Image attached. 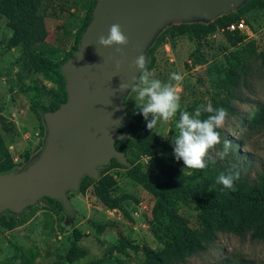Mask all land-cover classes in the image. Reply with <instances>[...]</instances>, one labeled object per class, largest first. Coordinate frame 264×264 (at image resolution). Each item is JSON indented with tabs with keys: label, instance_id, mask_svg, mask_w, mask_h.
I'll return each mask as SVG.
<instances>
[{
	"label": "rangeland",
	"instance_id": "374dc122",
	"mask_svg": "<svg viewBox=\"0 0 264 264\" xmlns=\"http://www.w3.org/2000/svg\"><path fill=\"white\" fill-rule=\"evenodd\" d=\"M65 1H55L56 14L45 19L46 35L34 54L24 47L9 46L12 30L0 14V119H6L14 127L6 133L0 126V132L12 158L18 161L42 139L41 123L33 106L50 107L53 102L52 92L58 89V78L50 66L72 51L78 28L87 19L90 0H78V7L72 6L71 0ZM61 6L64 11L60 10ZM244 20L249 21L245 23L246 39L237 47H231L219 30L201 40L191 33L167 36L156 52L154 72L156 78L165 82L173 72L182 75L181 105L182 110L189 112L211 104L212 97L219 91L217 84L228 71H237L244 78L236 96L245 102H232L242 120L228 116L218 130L221 137L236 144L234 154L240 156L242 163L246 159L247 169L254 173L264 168V129L251 131L248 121L264 105V67L248 52V44L253 42L255 53L264 54V11L257 16L246 15ZM219 98L224 96L220 94ZM127 100L136 105L134 93L129 94ZM178 118L177 115L168 122L158 123L153 133L160 140L171 142L177 132ZM216 150L210 153L211 157L216 158ZM140 163L141 169L155 182L167 179L166 167L155 159L142 157ZM174 165L177 177L191 174ZM108 173L116 179L112 195L132 198L122 203V210L104 207L91 187L83 194H69L76 214L64 221L59 211L31 209L14 219L12 229L0 224V264H142L145 247L162 248L166 240L165 227L156 231L151 215L154 197L132 181L125 169L116 167ZM178 214L190 227L199 225L194 202L179 203ZM74 231L79 234L77 245L86 255L70 260L68 252L76 237ZM225 260L233 264L240 260L264 264V242L218 234L216 242L206 252L189 258L185 264H220Z\"/></svg>",
	"mask_w": 264,
	"mask_h": 264
},
{
	"label": "trees",
	"instance_id": "16d2710c",
	"mask_svg": "<svg viewBox=\"0 0 264 264\" xmlns=\"http://www.w3.org/2000/svg\"><path fill=\"white\" fill-rule=\"evenodd\" d=\"M55 1L0 0V14L12 30L8 41L11 48L24 47L30 54H34L35 50L42 45L46 35L45 19L56 14ZM71 1L72 6L78 7V0ZM96 2L97 0H90L87 19L78 28L79 35L75 47L71 52L66 53L61 61L50 64L51 71L58 78V89L52 92L53 102L50 107L42 104L33 106L42 129V139L38 146L31 152L26 151L22 162L16 163L0 132V174L11 172L15 168L25 167L29 160L39 153L45 134L42 113L57 109L66 100L65 82L60 73V67L73 56L74 51L78 48L81 34L91 20V13ZM60 10L64 11L65 8L61 6ZM262 11H264V0H250L235 13L217 18L213 23L182 24L167 27L147 51V57L150 60L149 69H155L156 52L167 36L191 33L195 39L201 40L219 30L231 47H237L244 42L246 36L240 32H229L226 27L230 23L240 20L249 24L248 20H244L246 15L255 14L257 16ZM65 32L69 33L68 30ZM248 52L254 54L264 67V54L255 53L253 42L248 44ZM240 70L242 71V68ZM243 80L244 78L242 79L237 71H228L216 86L219 91L211 99L213 108L222 106L227 109L228 116L242 120L239 111L232 106V102L234 100L245 102L244 99L236 96ZM220 94L224 96L223 99L219 98ZM127 102L129 103L128 100ZM131 105L132 108L126 113V116L132 119L127 126V133L130 138L117 141L114 144L115 148L126 156L130 164L129 167H124L112 160L108 167L99 169L98 181L85 176L81 181L79 190L69 194H83L91 187L94 196L104 207L109 210H122V203L132 198L128 195L119 197L112 195V190L116 186V179L108 172L116 167L125 169L132 181L139 184L154 197L155 202L151 215L156 222V231L165 227L166 240L163 241L162 248L152 250L145 247L142 264H185L189 258L206 252L216 242L218 234H231L239 238L248 237L251 241L264 242V168L252 173L246 167V159L242 163L240 156L234 154L233 148L236 144H231L230 155L226 159L220 160L217 157H212L215 163L210 162L208 167L203 170L186 169L183 161H178L175 158L172 141L160 140L153 133V130L148 129L147 122L143 115L139 114L137 105ZM207 115L209 114L202 113V118H206ZM10 124L6 119H0V126L6 133L14 128ZM248 128L253 132L264 129V105L248 121ZM119 131L123 132V129L120 128ZM223 137L222 140H225ZM222 148L223 144L219 145V150ZM142 157L155 159L160 166L166 167L167 179L162 183L155 182L150 175L141 169L140 159ZM174 164L191 171V174L184 178L177 177ZM230 170L240 172V179L235 183V190L225 189L216 182L221 172L227 173ZM189 201L194 202L198 210L199 225L194 228L190 227L188 221L178 214V204ZM32 209L59 211L63 216V221L69 217L64 214L59 202L46 198L42 199ZM29 210L23 211L21 214ZM21 214L17 216L2 214L0 215V224L6 229H12L14 219ZM74 234L76 237L68 252L70 260L86 255V252L77 245L79 234L76 231ZM114 248L120 250L118 247ZM220 264L233 263L225 260ZM238 264L252 263L240 260Z\"/></svg>",
	"mask_w": 264,
	"mask_h": 264
},
{
	"label": "water",
	"instance_id": "95a60500",
	"mask_svg": "<svg viewBox=\"0 0 264 264\" xmlns=\"http://www.w3.org/2000/svg\"><path fill=\"white\" fill-rule=\"evenodd\" d=\"M250 0H97L91 20L81 34L73 56L60 67L66 100L53 111L43 112V145L27 165L0 174V215L17 216L42 199L61 204L64 214L76 211L69 193L77 192L83 177L99 179V169L112 160L129 167L115 142L130 138L126 113L130 89L122 82L140 75L133 60L147 51L167 27L213 23L238 11ZM119 23L129 39L121 56L116 47L103 48L107 36ZM117 61H123L117 69ZM123 129L120 132L119 129Z\"/></svg>",
	"mask_w": 264,
	"mask_h": 264
},
{
	"label": "clouds",
	"instance_id": "9594fccd",
	"mask_svg": "<svg viewBox=\"0 0 264 264\" xmlns=\"http://www.w3.org/2000/svg\"><path fill=\"white\" fill-rule=\"evenodd\" d=\"M98 44L103 48L116 47V52L121 56L123 49L128 46L129 39L121 25L114 23L110 26L107 36L100 35ZM123 61H117V69ZM150 60L145 54L137 56L132 66L140 73L131 83L122 82L121 92L130 89V94H135V103L139 114L147 122L149 130L155 128L160 122H168L179 116L175 127L176 135L172 138L175 158L182 160L186 169L203 170L209 163H215L211 152L223 144V148L215 151V156L220 160L230 155L231 143L222 140L218 129L222 128L228 118V111L224 107L213 108L211 104L202 105L194 112L182 110L179 83L183 77L177 72L171 73L167 82L155 77L154 70L148 65ZM202 113H208L202 118ZM240 179L239 171L221 172L216 182L225 189L235 190V183Z\"/></svg>",
	"mask_w": 264,
	"mask_h": 264
},
{
	"label": "built area",
	"instance_id": "2783aa9c",
	"mask_svg": "<svg viewBox=\"0 0 264 264\" xmlns=\"http://www.w3.org/2000/svg\"><path fill=\"white\" fill-rule=\"evenodd\" d=\"M244 29H248L247 25L245 24V22L243 20L237 21V22H232L230 23L227 27L226 30L229 32H240L242 34H244L246 36V33L244 32ZM14 162L18 163V162H22L20 159L18 161V159H13Z\"/></svg>",
	"mask_w": 264,
	"mask_h": 264
}]
</instances>
